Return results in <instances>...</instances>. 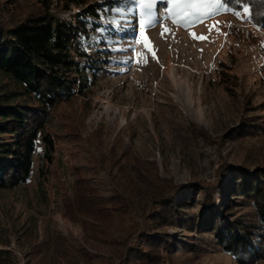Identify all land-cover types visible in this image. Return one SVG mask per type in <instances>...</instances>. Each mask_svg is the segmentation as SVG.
<instances>
[{
  "label": "rangeland",
  "instance_id": "1",
  "mask_svg": "<svg viewBox=\"0 0 264 264\" xmlns=\"http://www.w3.org/2000/svg\"><path fill=\"white\" fill-rule=\"evenodd\" d=\"M53 1L55 18L74 25L88 21L82 32L89 40L76 44L72 52L76 59L94 65L88 72L90 87L51 110L49 130L57 146L53 163H43L44 146L39 143L31 180L0 190V259L4 264H38L28 232L38 229L42 235L48 229L70 243L64 264H117L124 230L109 232L110 243L88 238L80 224L63 215L62 193L71 187L77 170L104 195L117 190L115 170L109 161L102 162V155L109 154L119 135L142 157L156 161L161 176L176 184L214 182L223 160L250 163L264 157V134L239 144L194 140L187 131L192 121L218 140L241 117L239 96L226 90L216 72L218 63L232 54L238 94L250 93L257 103L264 99V28L253 24L245 9L233 10L222 0H157L153 16L143 15L146 10L126 0ZM94 4H99L98 16L85 13ZM14 5L0 0L3 9ZM230 26L256 39L239 37ZM201 35L206 39H198ZM0 87L20 89L12 76L2 73ZM101 126L102 146L94 135ZM160 186V182L142 184L144 195L125 194L134 208L125 227L138 222ZM60 216L77 228L82 239ZM201 264L238 262L218 245L206 243Z\"/></svg>",
  "mask_w": 264,
  "mask_h": 264
},
{
  "label": "trees",
  "instance_id": "2",
  "mask_svg": "<svg viewBox=\"0 0 264 264\" xmlns=\"http://www.w3.org/2000/svg\"><path fill=\"white\" fill-rule=\"evenodd\" d=\"M222 1L236 11L247 8L251 22L264 28V0ZM53 2L9 0L13 7L0 6V73L12 76L20 86L11 91L0 87V190L31 180L39 143L44 146L43 163H53L57 146L49 130L51 110L77 92L84 95L90 87L88 72L94 65L76 59L72 52L76 44L89 40L82 32L88 21L74 25L55 18ZM97 7L90 5L85 13L98 16ZM229 30L244 37L234 26ZM244 38L256 39L252 33ZM235 65L232 54L218 63L216 72L226 90L239 96L241 117L218 140L189 121L187 131L194 140L242 144L250 136L264 134V99L257 103L250 93L238 94ZM94 135L102 146L104 128L99 127ZM107 161L115 170L117 190L106 196L77 170L71 187L62 193V213L80 224L91 239L110 243L109 232L124 230L117 264H201L206 243L218 245L238 264L264 260V157L250 163L223 160L214 182L200 179L176 184L161 176L156 161L142 157L119 135L109 154L102 155V162ZM158 182L162 187L138 215V222L125 227L134 209L125 194L144 195L142 184ZM28 234L38 264L68 260L71 246L61 234L48 229L42 235L38 229Z\"/></svg>",
  "mask_w": 264,
  "mask_h": 264
},
{
  "label": "snow or ice",
  "instance_id": "3",
  "mask_svg": "<svg viewBox=\"0 0 264 264\" xmlns=\"http://www.w3.org/2000/svg\"><path fill=\"white\" fill-rule=\"evenodd\" d=\"M126 3L129 5H134L136 7H139L142 10H146L142 12L143 15L153 16L154 15L153 9L155 8L157 0H126ZM189 7H196V5L190 4ZM132 10H133L132 7H129V12H131ZM115 11L119 12V11H123V9L117 8L115 9ZM244 11L245 13H247L248 12L247 8H245ZM213 27H215V25H213ZM193 35L195 36L194 33ZM198 39L203 40L206 39V37L201 35L198 37Z\"/></svg>",
  "mask_w": 264,
  "mask_h": 264
},
{
  "label": "bare ground",
  "instance_id": "4",
  "mask_svg": "<svg viewBox=\"0 0 264 264\" xmlns=\"http://www.w3.org/2000/svg\"><path fill=\"white\" fill-rule=\"evenodd\" d=\"M62 219V222L65 223L68 227V229L72 232V234L75 237H78L79 239H82V235L80 234V232L77 230V228H75V226H73L67 219H65L63 216H60Z\"/></svg>",
  "mask_w": 264,
  "mask_h": 264
}]
</instances>
